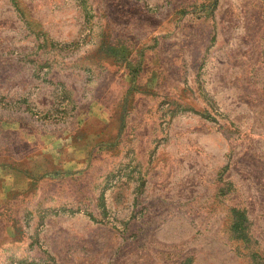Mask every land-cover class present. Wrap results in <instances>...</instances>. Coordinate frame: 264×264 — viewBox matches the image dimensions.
<instances>
[{
  "label": "rangeland",
  "instance_id": "rangeland-1",
  "mask_svg": "<svg viewBox=\"0 0 264 264\" xmlns=\"http://www.w3.org/2000/svg\"><path fill=\"white\" fill-rule=\"evenodd\" d=\"M0 264H264V0H0Z\"/></svg>",
  "mask_w": 264,
  "mask_h": 264
}]
</instances>
